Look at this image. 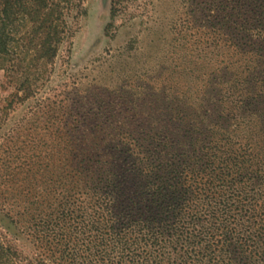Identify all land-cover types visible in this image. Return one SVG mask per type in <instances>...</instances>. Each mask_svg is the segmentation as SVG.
<instances>
[{
    "label": "trees",
    "instance_id": "16d2710c",
    "mask_svg": "<svg viewBox=\"0 0 264 264\" xmlns=\"http://www.w3.org/2000/svg\"><path fill=\"white\" fill-rule=\"evenodd\" d=\"M77 1L0 0V72L17 90L54 57ZM199 12L212 17L184 49L197 82L182 87L168 128L117 156L109 179L83 168L84 264H264V0ZM42 246L53 261L35 264L71 261L56 241ZM8 251L0 244V264H12Z\"/></svg>",
    "mask_w": 264,
    "mask_h": 264
},
{
    "label": "rangeland",
    "instance_id": "374dc122",
    "mask_svg": "<svg viewBox=\"0 0 264 264\" xmlns=\"http://www.w3.org/2000/svg\"><path fill=\"white\" fill-rule=\"evenodd\" d=\"M219 1L231 3L79 0L54 57L30 67L29 89L0 72V244L12 264L51 263L46 240L84 264L85 167L109 179L117 156L168 128L182 87L197 82L184 49L212 17L199 7Z\"/></svg>",
    "mask_w": 264,
    "mask_h": 264
}]
</instances>
